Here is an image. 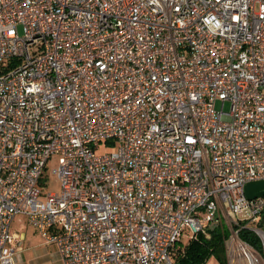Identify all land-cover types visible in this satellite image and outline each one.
I'll return each instance as SVG.
<instances>
[{
	"label": "built area",
	"instance_id": "obj_1",
	"mask_svg": "<svg viewBox=\"0 0 264 264\" xmlns=\"http://www.w3.org/2000/svg\"><path fill=\"white\" fill-rule=\"evenodd\" d=\"M259 179L264 0H0V264L24 222L63 264H173L219 225L264 264Z\"/></svg>",
	"mask_w": 264,
	"mask_h": 264
},
{
	"label": "trees",
	"instance_id": "obj_2",
	"mask_svg": "<svg viewBox=\"0 0 264 264\" xmlns=\"http://www.w3.org/2000/svg\"><path fill=\"white\" fill-rule=\"evenodd\" d=\"M228 235L227 226L219 225L208 228L206 232H199L194 237L181 239L172 249L173 264H228L225 248ZM239 236L260 250V240L253 231L248 228L241 229Z\"/></svg>",
	"mask_w": 264,
	"mask_h": 264
},
{
	"label": "rangeland",
	"instance_id": "obj_3",
	"mask_svg": "<svg viewBox=\"0 0 264 264\" xmlns=\"http://www.w3.org/2000/svg\"><path fill=\"white\" fill-rule=\"evenodd\" d=\"M225 108L227 109L228 105H226ZM55 165V161H52L49 164V179L46 184L47 191H58L60 189V182L57 179V176L51 172ZM246 215L247 212L242 211L238 214V217ZM17 225L18 223H14L13 226L16 227ZM24 230L28 235L26 240L23 241L21 251L16 254L15 264H63L54 244L48 243L30 226L24 227ZM183 238L185 239V236H183ZM178 244L179 242L177 245ZM210 264L216 263L211 262Z\"/></svg>",
	"mask_w": 264,
	"mask_h": 264
},
{
	"label": "water",
	"instance_id": "obj_4",
	"mask_svg": "<svg viewBox=\"0 0 264 264\" xmlns=\"http://www.w3.org/2000/svg\"><path fill=\"white\" fill-rule=\"evenodd\" d=\"M244 192L248 199L264 195V179L249 181L244 186ZM264 220V217H262Z\"/></svg>",
	"mask_w": 264,
	"mask_h": 264
},
{
	"label": "crops",
	"instance_id": "obj_5",
	"mask_svg": "<svg viewBox=\"0 0 264 264\" xmlns=\"http://www.w3.org/2000/svg\"><path fill=\"white\" fill-rule=\"evenodd\" d=\"M15 223H16V222H15ZM27 226L32 227L33 230L36 231V229H35L32 225H30V224L24 222V227H27ZM17 227H19V226L17 225L15 229H18ZM24 227L21 228V229H22L21 232L24 234V238H25L24 241H25L26 238H27V235H28V234L25 232ZM182 240H183V239H182Z\"/></svg>",
	"mask_w": 264,
	"mask_h": 264
}]
</instances>
